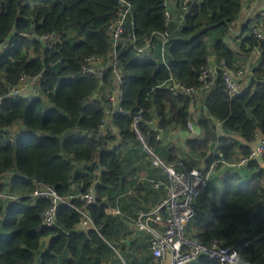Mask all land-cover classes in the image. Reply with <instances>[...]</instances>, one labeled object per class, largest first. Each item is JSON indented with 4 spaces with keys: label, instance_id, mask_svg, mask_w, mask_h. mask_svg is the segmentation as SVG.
<instances>
[{
    "label": "trees",
    "instance_id": "trees-1",
    "mask_svg": "<svg viewBox=\"0 0 264 264\" xmlns=\"http://www.w3.org/2000/svg\"><path fill=\"white\" fill-rule=\"evenodd\" d=\"M125 1L129 12L124 29L136 46L144 45L154 32L172 29L173 24L164 20L167 0ZM242 1L191 0L189 12L182 16L180 11L178 35L170 34L166 43V65L153 59L158 56L157 40L150 56L138 54L133 44L117 47L116 65L123 74L119 108L124 113L110 115L114 134L99 128L109 108L111 75L99 79L81 68L91 56L108 58V27L122 8L121 0H0V178L10 176L0 183V264H121L113 248L126 264H153L149 235L134 239L137 231L125 220L147 212L138 210L133 193L126 195L131 187L136 193L141 190L128 176L132 163L142 158L154 168L148 167L151 180H165L164 171L154 167L131 129L138 113L140 135L162 160L179 161L187 169L201 164L204 172L213 166L211 170L220 174L219 199L208 196L207 182L195 200L196 214L186 225V236L231 247L242 263H264V168L257 158L237 168H222L220 162L247 156L256 136L264 135V41L248 25L237 50L223 38L214 41L216 59H223L229 69L240 68L241 55L255 48L259 63L239 95H228L219 77L205 93L203 113L194 121L191 99L173 96L160 86L170 76L186 86H198L199 71L207 65L209 29L220 27L224 35L236 22ZM177 4L180 10L178 0ZM261 19L255 25L264 27V14ZM35 76H39L35 95L8 96L23 77ZM189 120L202 137L187 138L184 159L177 158L174 147H159L155 128L187 129ZM216 122L224 134H218ZM16 124L23 128L21 134H11ZM116 138L120 143L111 146ZM144 180L147 192H155L150 179ZM37 183L53 187L62 198L91 189L95 201L87 204L73 197L60 203L54 224L46 226L40 214L50 201L30 197ZM109 207H117L120 214L107 212ZM84 216L90 224L80 230ZM44 238H49L47 244ZM192 263L220 264L203 255Z\"/></svg>",
    "mask_w": 264,
    "mask_h": 264
},
{
    "label": "built area",
    "instance_id": "built-area-1",
    "mask_svg": "<svg viewBox=\"0 0 264 264\" xmlns=\"http://www.w3.org/2000/svg\"><path fill=\"white\" fill-rule=\"evenodd\" d=\"M181 15L189 12L191 0H178ZM121 9L117 13L114 23L108 27V33L111 40V51L108 54L110 60L107 63H101L103 59H98L94 56L89 57L81 68L82 73L93 75L96 78H103L104 75L110 74L111 78L118 82L122 81V73L120 68L116 65V50L117 47H124L128 44L134 43V38L125 33L124 22L126 15L129 12V4L125 0H121ZM263 12V13H262ZM261 13L264 14V10ZM171 13L168 9L164 11V20L168 24L171 20ZM252 34L259 40L264 41V27L260 25H253L251 27ZM43 39H50L51 36L42 37ZM159 39L158 56L153 57L158 63H167L165 59L166 43L169 40V35L166 31L154 32L149 36L143 46H136L133 44L132 48L140 55H152L155 48L154 40ZM250 70L238 68L229 69L226 67L223 59L207 57V65L200 69L198 75V86H186L174 77L170 76L165 82L160 84L165 87L173 96H185L194 101L203 102L205 93L213 88L218 78L223 80L225 91L230 96L239 95L246 87L243 83L251 78ZM38 77H23L20 85L9 89V97L24 94L31 97L36 93L39 85ZM112 92V91H111ZM108 110L106 117L100 124V129H105L109 122L108 117L115 111H124L119 108L121 94L111 93L108 97ZM194 121L193 117L191 116ZM141 119L140 113L133 116L131 125L132 131L136 134L138 140L141 142L143 150L149 155L152 164L162 169L165 173V180L157 179L151 180L152 187L163 190V198L158 203L156 208L147 212H140L138 216L132 221L135 229L142 233L150 235L148 242V250L153 264H189L192 263L199 256L203 255L211 259H216L220 264H245L240 260L239 252L231 247H223L216 240L210 244L199 243L186 236V225L196 214L195 200L204 190L207 184L209 171H202L200 167L185 168L179 161L167 162L162 160L154 150L147 146L144 142L138 125ZM187 131L192 133L195 124L189 120L187 122ZM157 131L156 139L159 140L163 130L155 128ZM215 150V148H214ZM264 152V137L261 138L259 144L253 147L247 156L239 155L236 161L221 160V167L237 168L245 165L251 160L261 156ZM30 197L35 200L44 198L50 201V205L40 214L43 225L51 226L54 224L56 209L60 203L73 197L79 199L87 204L94 203L95 196L91 189L82 195L71 194L67 198H62L49 185L37 183L35 188L30 193ZM8 198L15 199L16 196H8ZM107 212L112 214H120L117 207L107 208ZM84 224L88 221L87 216H84ZM125 241V240H124ZM264 264V263H258Z\"/></svg>",
    "mask_w": 264,
    "mask_h": 264
},
{
    "label": "crops",
    "instance_id": "crops-1",
    "mask_svg": "<svg viewBox=\"0 0 264 264\" xmlns=\"http://www.w3.org/2000/svg\"><path fill=\"white\" fill-rule=\"evenodd\" d=\"M167 4H168V10L170 11V13L172 15L171 20L169 21V23H170V25L173 24V27H172V29H170V31L166 29V32L168 33L169 38H170V34H172L173 36L178 35L177 33L179 31V27L182 26L183 19H182L181 15H180V10L178 8L177 0H167ZM263 10H264V0H243L242 1V8H241V12H240L239 16H238L236 22L233 25L230 26L229 30L224 33L223 40H225V37L228 40V42L233 40L234 43H236V45L231 44L232 46H230V45L229 46L233 47V50H237L239 48V42L241 41V39L243 37L247 36V34L243 35V31H244L245 25H248V28H249V27H252L255 24H258L262 20L261 19V17H262V13L261 12ZM236 27H238L239 29H236ZM156 39H157V45L156 46H158L159 45V39L158 38H156ZM205 41H206V38H205ZM207 42H206V44L208 46V56H210L211 58H216V55L213 53V43H214V41L212 39H210L209 44ZM248 54H251V55L247 59L245 58V54L241 55V60H239V63H241L242 65H241L240 68L243 67V69L250 70V72L252 73V68L259 63V54L260 53H259L258 49L255 48V49H253L252 52L251 51L248 52ZM165 59H167V49L165 51ZM109 60H110V57L108 55V58L103 59L101 61V63H107ZM236 64H238V63H236ZM111 81H112V85H113V88L111 89V91L114 94L115 93L121 94V92H120V84H121V82H118V81H116L113 78H111ZM249 81H250V79H247L243 83L242 86L243 87H247L249 85ZM29 93H30L29 91L24 93L27 98H29L27 96ZM95 96H97V95H95ZM203 108H204V101L203 102L194 101V103L191 102L189 104V111L192 114L191 116L193 117L194 120H196V117L198 119L199 116L202 115ZM108 122H109V124H108L107 128H109L110 131L115 134L116 130H115V128H114V126H113V124L111 122V116L108 117ZM216 128H217L218 134L221 135V134L225 133L223 131L221 123L216 122ZM22 130H23V128L21 127V125L20 124H16V125H14L11 128L10 132H11V134H15V133L16 134H21L24 131V130L23 131ZM189 137H202V132L198 128H196V126H195L194 131L192 133L188 132L187 129H181L179 126H175L174 128L167 129L166 131H164L161 134L160 139L158 140V141H160L159 142L160 143L159 147H164V148L165 147H174V148L178 149L177 158L184 159L185 155H182V150L186 149L185 141ZM233 137L235 139H237V141L243 142L239 136L233 135ZM263 137H264L263 134H261V133L258 134L256 136V139H255L254 143L252 144V148L256 147L259 144V141L261 140V138H263ZM116 139L118 141H116L115 144H113V142L110 143L111 146H116L117 144L120 143L119 139L118 138H116ZM257 159L259 160V162L262 164V166L264 168V159L261 156L257 157ZM140 160L141 161H139V162L132 163V165H131L132 167H131V169H127V173H128V176H132L133 179L136 180V183L134 184V187L138 183L137 188H139L141 190L136 193L134 188L131 187L128 190V192L126 193V195L130 194V193H133V195H132L133 196V201L135 202V205H137L138 210L139 209H146V211H150L151 209L156 208L158 203L161 201V199L163 197V192H162V190H157V189H155V192H151V193L147 192V188H149V187H148V185H147V183H146V181L144 179H148L149 178L150 180H148V181L151 183V179H153V177H149V176H150V174L153 171L148 173V167H150V168H153V167L151 165H149L150 163L148 165H146V162L143 161L142 158ZM198 166L200 167L201 164H199ZM154 167H156V166H154ZM157 168H158V170L160 169L159 167H157ZM132 170H133V173L131 172ZM160 170H162V169H160ZM9 178H10L9 174H4L0 178V183H3V182L6 183V181ZM150 188H152L151 184H150ZM140 212H142V211H140ZM125 214L131 216V214L128 213V212H125ZM127 218L125 220H128V221H126V223L127 224L129 223L128 224L129 228L133 229V230H135L137 232H140V231H138L137 229L134 228L133 223H132L133 220H131L132 218H130V217H127ZM89 224L90 223L87 222L84 225V221H82V224H79L77 227L80 230H85L84 229V228H86L85 226H87ZM137 232H135V234L133 235L134 239L139 234L142 235L143 237L146 236V235H149V234H146V233L143 234V233H137ZM149 238H150V235H149L147 240H149ZM130 239L131 238L127 239V242H125V243H128V240H130ZM43 240L47 244L48 241H49V238H44ZM113 250L115 251L116 256L121 260V264H126L125 257L123 258L121 256L120 251L118 253V251L115 250V248H113Z\"/></svg>",
    "mask_w": 264,
    "mask_h": 264
},
{
    "label": "rangeland",
    "instance_id": "rangeland-1",
    "mask_svg": "<svg viewBox=\"0 0 264 264\" xmlns=\"http://www.w3.org/2000/svg\"><path fill=\"white\" fill-rule=\"evenodd\" d=\"M236 29H239V28L236 27ZM218 38H223V29L220 28V27L219 28H210L209 31H208V33H207V36H206V42L208 41L207 43L209 44L210 39H212L213 41H215ZM224 42L227 43L230 46H232L231 44L236 45V43H234L233 40L230 41V42H228V40L226 39V37H225ZM251 54H246L245 55V58L247 59L248 57H250ZM167 59H169L168 56H167ZM113 141H114V143H116V141H118V140L117 139H114ZM219 175L220 174H218L215 170H210L209 173H208V181H207L208 182V185H207V192L208 193L207 194H208V196H214V198L216 200L219 199V197L221 195V183H220Z\"/></svg>",
    "mask_w": 264,
    "mask_h": 264
}]
</instances>
